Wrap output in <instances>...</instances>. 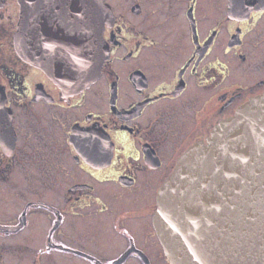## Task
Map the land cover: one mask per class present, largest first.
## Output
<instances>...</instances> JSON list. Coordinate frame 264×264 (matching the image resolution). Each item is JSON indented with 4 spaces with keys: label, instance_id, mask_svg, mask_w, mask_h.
<instances>
[{
    "label": "flooded vegetation",
    "instance_id": "af4514ba",
    "mask_svg": "<svg viewBox=\"0 0 264 264\" xmlns=\"http://www.w3.org/2000/svg\"><path fill=\"white\" fill-rule=\"evenodd\" d=\"M60 1L33 0L34 41H82L81 0ZM240 1L103 0L108 54L69 92L19 55L20 0H0V264H169L160 185L264 93V0Z\"/></svg>",
    "mask_w": 264,
    "mask_h": 264
},
{
    "label": "water",
    "instance_id": "95a60500",
    "mask_svg": "<svg viewBox=\"0 0 264 264\" xmlns=\"http://www.w3.org/2000/svg\"><path fill=\"white\" fill-rule=\"evenodd\" d=\"M79 2L61 0L62 11L75 16ZM230 4L237 11L241 1ZM81 5L82 41H34L33 0H20L15 32L19 55L69 92L94 81L108 54L109 9L103 0ZM153 224L169 264H264V93L179 156L158 189Z\"/></svg>",
    "mask_w": 264,
    "mask_h": 264
},
{
    "label": "rangeland",
    "instance_id": "374dc122",
    "mask_svg": "<svg viewBox=\"0 0 264 264\" xmlns=\"http://www.w3.org/2000/svg\"><path fill=\"white\" fill-rule=\"evenodd\" d=\"M11 192L7 193V195H14V193L12 192V189H10ZM16 192H17V189H16Z\"/></svg>",
    "mask_w": 264,
    "mask_h": 264
},
{
    "label": "bare ground",
    "instance_id": "6f19581e",
    "mask_svg": "<svg viewBox=\"0 0 264 264\" xmlns=\"http://www.w3.org/2000/svg\"><path fill=\"white\" fill-rule=\"evenodd\" d=\"M252 98V97H251Z\"/></svg>",
    "mask_w": 264,
    "mask_h": 264
}]
</instances>
